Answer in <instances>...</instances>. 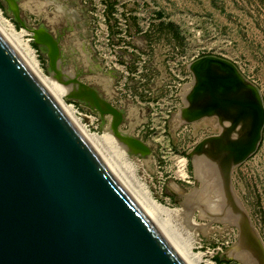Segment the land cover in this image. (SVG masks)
<instances>
[{
	"label": "rangeland",
	"instance_id": "rangeland-1",
	"mask_svg": "<svg viewBox=\"0 0 264 264\" xmlns=\"http://www.w3.org/2000/svg\"><path fill=\"white\" fill-rule=\"evenodd\" d=\"M13 3L0 0L3 16L29 42L47 79L75 78L64 83L76 84L64 103L89 132L108 138L119 163L162 207L198 263L245 264L239 253L246 249L264 259V0ZM39 29L58 44V74L48 48L34 41L32 31ZM204 57L231 67L262 107L254 151L227 169L216 155L202 156V142L221 133L217 119L178 117L193 79L188 66ZM93 98L118 110L120 120L101 114ZM240 233L245 237L235 246Z\"/></svg>",
	"mask_w": 264,
	"mask_h": 264
},
{
	"label": "water",
	"instance_id": "water-1",
	"mask_svg": "<svg viewBox=\"0 0 264 264\" xmlns=\"http://www.w3.org/2000/svg\"><path fill=\"white\" fill-rule=\"evenodd\" d=\"M32 33L35 43L48 48L55 72L57 42L44 30ZM214 60L189 64L188 103L201 89L197 75ZM224 97L231 106L241 105L230 94ZM93 103L120 120L111 105L96 98ZM246 105L260 110L258 102ZM187 109L179 110L182 122L216 116L191 117ZM260 125L248 145L232 148L234 163L254 151ZM0 264H184L1 36Z\"/></svg>",
	"mask_w": 264,
	"mask_h": 264
},
{
	"label": "bare ground",
	"instance_id": "bare-ground-1",
	"mask_svg": "<svg viewBox=\"0 0 264 264\" xmlns=\"http://www.w3.org/2000/svg\"><path fill=\"white\" fill-rule=\"evenodd\" d=\"M8 1L14 6L13 0ZM0 36L13 49L45 91L65 111L83 140L97 153L123 190L146 213L178 258L184 264H199L198 256L190 251L189 247L180 240L178 235L168 225L167 220L162 217V207L151 200L148 194L128 175L127 169L121 165L122 163H119L116 153L110 147V141L112 140L108 143V138L89 132L75 116L74 110L72 111L73 108L71 109L69 105L64 103L63 97L70 89L76 87V84L64 85V83L75 79L73 75L61 74L59 77L51 75L50 80H48L38 65L35 53L28 44L29 42L23 40L22 32L16 31L14 26L3 16L1 9ZM229 69L231 67H228L225 63L214 60L203 72L197 75V79L194 82H198L201 89L192 95L190 103H188L187 96L190 93L191 87L184 98L185 107L188 108L186 111L188 116L192 117L194 113L196 115L214 113L221 129V133L217 138L207 139L202 142L201 151L203 150L202 152H205V154L199 153L200 155L197 154V157L196 155L194 157V154H192V162L195 158V163L198 166L200 164V162H197L200 161L199 156L201 154L202 156H206V153L216 155L223 169L229 168L231 164L232 167L236 165L234 163L235 153L232 148L248 145L254 137L256 128L262 122V107L259 103L258 95L254 93V88L238 77L233 72V69ZM55 74H58L57 67ZM223 78H230L232 80L231 85L220 82ZM228 94L238 99L241 105L231 106L228 104L224 97ZM249 102H258L260 110L247 106L246 104ZM178 117L180 121H183L180 114H178ZM196 148L198 149V147ZM193 153L195 152L193 151ZM244 237L245 235L240 233L235 246L240 245ZM230 251L232 250L230 249ZM239 258L245 264H264V259L260 253H252L250 249L242 250L239 253Z\"/></svg>",
	"mask_w": 264,
	"mask_h": 264
},
{
	"label": "trees",
	"instance_id": "trees-1",
	"mask_svg": "<svg viewBox=\"0 0 264 264\" xmlns=\"http://www.w3.org/2000/svg\"><path fill=\"white\" fill-rule=\"evenodd\" d=\"M167 26H169V27H174V25H173L172 23H168ZM34 47H36L35 44H34ZM225 262H227V261H225Z\"/></svg>",
	"mask_w": 264,
	"mask_h": 264
}]
</instances>
